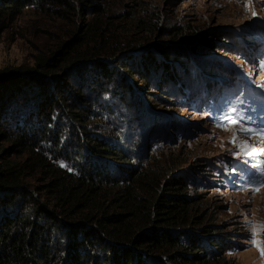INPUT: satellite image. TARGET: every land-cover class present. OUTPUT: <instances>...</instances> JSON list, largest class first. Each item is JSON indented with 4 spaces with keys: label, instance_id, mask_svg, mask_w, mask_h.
<instances>
[{
    "label": "rangeland",
    "instance_id": "1",
    "mask_svg": "<svg viewBox=\"0 0 264 264\" xmlns=\"http://www.w3.org/2000/svg\"><path fill=\"white\" fill-rule=\"evenodd\" d=\"M90 1L105 13L95 14L82 0H53L39 9L26 10L0 35V94L7 96L30 82L22 90L26 96H20L21 101L14 106L8 104L9 115L14 112L23 122L37 119L30 118L31 112L37 109L35 104L43 102L35 97L50 82L40 83L44 80L38 76L41 65L54 63L62 52L71 54L64 47L79 37H91L98 45L109 42L101 60L110 61L115 70L119 68L117 61L122 65L129 61V67L136 68L148 54L149 59L161 64V47H168V55L182 60L169 64L184 65H177L175 81L150 71L147 81L140 83L113 72L112 79L103 78L88 88L92 80L86 77L94 73L73 69L68 73L71 80L67 91L82 96L76 106L89 101L93 119L103 122L94 134L103 139L117 136V145L135 157L133 164L140 170L164 176L178 170L175 174L187 179L189 195L202 199L205 223L216 226L222 238L233 240L234 245L222 243L227 247L228 261L264 264L260 251L250 242L248 223L264 221V175L252 167L264 157L252 160L243 155L230 142L232 132L217 127L225 113L233 117L242 113L240 119L244 121L249 116L257 121L264 116V0H250L247 7V0ZM93 33H103L104 37L94 39ZM136 52L143 53L142 57L127 58ZM124 79L131 89L122 83ZM232 108L237 112H231ZM54 121L60 134L51 144L67 156L56 164L75 172L76 164L82 168L87 156L82 137L76 138L75 130L72 135L67 133L70 121L62 111L55 110ZM88 130L92 134L96 129ZM1 140L2 147L10 149L12 142ZM49 143V138L43 140L48 149L52 148ZM252 143L264 147L260 141ZM10 154L14 162L28 158L27 154ZM253 173L255 177L250 179ZM43 177L38 173L28 178L30 190L37 192ZM256 187L260 190L253 191ZM40 200L48 201L49 197L44 194ZM67 218L61 216L60 222L70 221ZM53 229L57 244L59 235ZM259 239L264 240V234Z\"/></svg>",
    "mask_w": 264,
    "mask_h": 264
},
{
    "label": "trees",
    "instance_id": "2",
    "mask_svg": "<svg viewBox=\"0 0 264 264\" xmlns=\"http://www.w3.org/2000/svg\"><path fill=\"white\" fill-rule=\"evenodd\" d=\"M51 1L0 0V35L10 27V21L26 10L39 9ZM82 2L95 14L105 13L100 7H93L90 0ZM102 37L103 33H93L94 39ZM97 43L91 37H79L64 47L71 54L65 56L62 52L54 63L41 65L38 76L44 80L40 83L50 82L34 96L43 102L35 104L37 109L31 112L30 118L37 119L23 122L15 118L14 112L13 117L9 115L8 104L14 106L21 101L26 96L22 90L30 82L7 96L0 94V264H232L222 243L234 245L233 240L222 238L216 226L205 223L207 213L201 207L202 199L189 195L187 179L176 175L178 170L166 176L140 170L133 164L135 157L117 145V136L110 140L94 134L103 122L93 119L89 101L76 106L82 96L67 91L71 80L68 73L73 69L94 73L86 77L87 81L92 80L88 88H94L93 83L112 79L113 72L140 83L147 81L150 71L175 81L177 65H184L169 61L182 60L168 55V47H161V64L149 59L150 54L142 57L143 53L136 52L126 55L128 59L141 55L136 68L129 67L127 60L123 65L117 61L119 68L115 70L110 61L101 60L109 42ZM57 77L59 82L55 81ZM122 83L131 89L125 79ZM45 87L52 89L44 91ZM55 110L62 111L70 121L67 133L72 135L75 130L76 138L82 137L87 156L82 168L74 163L75 172L56 164L67 156L51 144L60 134L56 132ZM91 127L96 129L92 134L88 130ZM10 134H15L16 139ZM48 138L50 149L43 145ZM1 139L2 143L12 142L10 149L2 147ZM13 152L27 154L28 158L14 162L10 159ZM38 173L44 177L34 193L27 179ZM44 194L48 201L40 200ZM64 215L70 221L60 222ZM74 217L78 219L73 220ZM51 229L59 235L57 244Z\"/></svg>",
    "mask_w": 264,
    "mask_h": 264
},
{
    "label": "snow or ice",
    "instance_id": "3",
    "mask_svg": "<svg viewBox=\"0 0 264 264\" xmlns=\"http://www.w3.org/2000/svg\"><path fill=\"white\" fill-rule=\"evenodd\" d=\"M250 3L247 0L246 7ZM251 11V9H249ZM252 15H256L252 12ZM264 68V65H261ZM231 112H237L235 108L231 109ZM242 113L237 112L235 117L225 113L224 119L217 124L218 128L225 131H231V143L239 149V152L243 155L255 160L256 157H264V147H257L252 141H260L264 143V116L259 121L256 118L249 116L246 121L241 120ZM245 138H241V136ZM252 167L258 169L261 175H264V159H261L259 163H253ZM255 177V173L250 177ZM253 191H259V187L253 188ZM251 226L250 242L252 246L256 247L260 251L261 257L264 258V240L259 239L261 234H264V221L257 223L256 221H248Z\"/></svg>",
    "mask_w": 264,
    "mask_h": 264
}]
</instances>
